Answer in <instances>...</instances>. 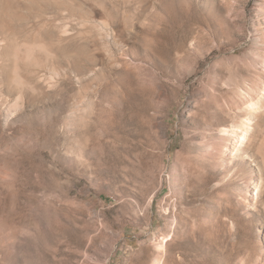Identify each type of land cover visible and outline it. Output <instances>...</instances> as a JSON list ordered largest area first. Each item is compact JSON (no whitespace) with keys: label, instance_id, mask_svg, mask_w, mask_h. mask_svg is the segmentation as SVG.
Instances as JSON below:
<instances>
[{"label":"rangeland","instance_id":"rangeland-1","mask_svg":"<svg viewBox=\"0 0 264 264\" xmlns=\"http://www.w3.org/2000/svg\"><path fill=\"white\" fill-rule=\"evenodd\" d=\"M0 264H264V0H0Z\"/></svg>","mask_w":264,"mask_h":264}]
</instances>
